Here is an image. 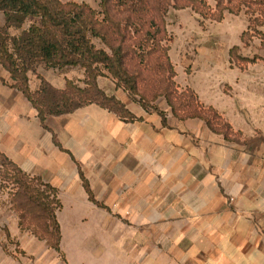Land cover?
Returning <instances> with one entry per match:
<instances>
[{"label": "crops", "instance_id": "1", "mask_svg": "<svg viewBox=\"0 0 264 264\" xmlns=\"http://www.w3.org/2000/svg\"><path fill=\"white\" fill-rule=\"evenodd\" d=\"M219 43L227 57L239 45ZM177 49L170 47L177 84L193 89L240 138L228 141L200 119L181 121L162 99L157 106L166 113L164 125L158 113L146 112L106 77L98 79L100 88L142 121H122L92 104L49 117L44 128L37 110L0 66V152L57 189L67 224L80 225L95 213L104 238L105 210L90 201L83 174L95 199L119 216L118 238L132 242L137 264H264V90L248 84L244 74V91L227 95L223 61L214 69L195 62L188 75ZM28 76L33 92L40 77L56 89H64L67 80L83 87L85 79L80 68L44 65ZM72 231L74 238L81 236L80 230Z\"/></svg>", "mask_w": 264, "mask_h": 264}, {"label": "trees", "instance_id": "2", "mask_svg": "<svg viewBox=\"0 0 264 264\" xmlns=\"http://www.w3.org/2000/svg\"><path fill=\"white\" fill-rule=\"evenodd\" d=\"M99 0V8L87 3L61 0H0L5 23L0 26V66L10 75L12 87L19 90L37 110L44 128L49 117L67 115L96 104L125 122L142 121L126 105L98 85V79H111L146 112L158 113L167 124L166 113L157 101L164 98L173 116L181 121L200 119L208 128L231 141L242 136L213 107L205 106L195 91L181 88L169 51L166 17L170 9H190L200 26L206 21L222 22L225 14L239 15L244 8L249 29L264 26V0ZM253 7H258L255 14ZM25 25H28L24 29ZM11 29L21 30L18 36ZM248 32L242 34V40ZM98 40L101 47H98ZM237 47L230 50L231 56ZM63 70H84V86L67 80L56 89L44 78L37 91L30 89L29 73L37 66ZM56 144L58 141L54 138ZM59 145V144H58ZM91 202L103 208L81 174ZM0 178L13 185L11 202L20 215V225L39 238H47L60 251L61 231L57 212L62 202L56 188L40 177L24 173L0 152ZM1 188V186H0Z\"/></svg>", "mask_w": 264, "mask_h": 264}, {"label": "rangeland", "instance_id": "3", "mask_svg": "<svg viewBox=\"0 0 264 264\" xmlns=\"http://www.w3.org/2000/svg\"><path fill=\"white\" fill-rule=\"evenodd\" d=\"M209 3L215 6L213 0H209ZM95 8L98 9L99 4ZM258 9L253 7L255 14H258ZM246 10L244 8L239 15L226 13L222 22L208 20L204 26H200L198 16L190 9H170L166 17L169 39L166 45L171 47L175 44L178 48V55L188 75L195 71V62L202 68L208 66L214 69L216 63L223 61L220 73L228 81L223 87L227 95L244 91V74L248 75V84H255L264 90V38L255 33L254 27L249 29ZM2 18L3 13L0 12V22ZM27 27L25 25L24 29ZM257 30L264 36V26ZM244 32H248V35L242 40ZM20 33L21 30L17 29L11 31L13 35ZM220 40L239 42V45H234L237 48L233 56L229 53L227 57L226 50L222 51ZM94 42L101 47L98 40ZM217 48V53H214ZM218 88L222 89V86ZM0 186V264H137L130 251L132 242L118 238L121 234L119 216L112 214L111 210L99 207L105 210L104 238L98 232L95 213L82 224L71 226L62 218L63 209L58 211L61 231L58 251L47 238H39L31 227H27V221L20 225V215L11 202L13 185L0 178ZM71 228L80 230L78 239L73 237Z\"/></svg>", "mask_w": 264, "mask_h": 264}]
</instances>
